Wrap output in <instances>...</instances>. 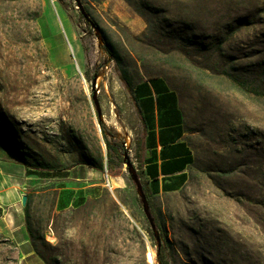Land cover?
Listing matches in <instances>:
<instances>
[{"label":"rangeland","instance_id":"rangeland-1","mask_svg":"<svg viewBox=\"0 0 264 264\" xmlns=\"http://www.w3.org/2000/svg\"><path fill=\"white\" fill-rule=\"evenodd\" d=\"M78 3L0 0V154L34 177L25 243L0 232V264H159V246L169 264H264V0ZM154 77L178 95L192 164L149 197L153 230L105 142L143 187L132 89ZM78 165L97 184L81 194L61 179Z\"/></svg>","mask_w":264,"mask_h":264},{"label":"crops","instance_id":"crops-1","mask_svg":"<svg viewBox=\"0 0 264 264\" xmlns=\"http://www.w3.org/2000/svg\"><path fill=\"white\" fill-rule=\"evenodd\" d=\"M132 97L141 126L137 148L143 188L151 196L177 193L192 164L178 95L162 78H152L137 82ZM89 176L94 172L78 165L61 179L66 189L81 194L97 185L88 184ZM32 183L33 175L26 176L22 165L0 154V232L17 245L25 243L20 204L25 187Z\"/></svg>","mask_w":264,"mask_h":264},{"label":"trees","instance_id":"trees-1","mask_svg":"<svg viewBox=\"0 0 264 264\" xmlns=\"http://www.w3.org/2000/svg\"><path fill=\"white\" fill-rule=\"evenodd\" d=\"M94 77H95V75H92L89 77L88 74H85L84 78L87 81L91 82ZM154 78H158V77H154ZM150 79H152V78H150ZM92 94H93V90H92ZM105 146H106L107 174L109 176H112V177L117 176L118 175V168H119L118 166L123 162L122 157L126 154V150L122 144H116V145L112 146L108 142H105ZM136 161L138 162V164L140 166L138 152L136 153ZM95 169L98 170L97 168H95ZM139 174H140V171H139ZM142 192L145 196V199L147 201L148 206L150 207L149 197H151V195L143 187H142ZM157 260H158L159 264H169V262L165 256L164 250L161 248V246H159V248L157 250Z\"/></svg>","mask_w":264,"mask_h":264},{"label":"water","instance_id":"water-1","mask_svg":"<svg viewBox=\"0 0 264 264\" xmlns=\"http://www.w3.org/2000/svg\"><path fill=\"white\" fill-rule=\"evenodd\" d=\"M75 1L78 3V0H75ZM78 6L80 7V4H79V3H78ZM80 11H81V14L83 15V17H84L85 19H87V17H86V15L84 14L83 10L81 9ZM96 81H97V77L95 76V77L93 78V80L91 81V89H92V90L96 89ZM92 100H93L94 105H95V108H96L97 117H98V119L100 120V112H99L98 103H97V100H96V95H95V93H93V95H92ZM123 157H124V160L127 161V162H126V165H127V167H128V171H129V174H130V176H131V179H132V181H133V183H134V185H135V187H136V190H137V192H138V194H139V197H140V200H141V205H142L143 211H144V213H145V216H146V218H147V220H148V222H149V224H150L151 229L154 230V223H153V220H152V218H151V216H150V213H149V210H148V204H147V201H146V199H145V196H144V194H143V192H142V186H141V184H140V182H139V179H138V177H137V174H136V173L134 172V170L132 169V165H131L130 162H129L128 155L125 154ZM26 200H27V197H26V196H22V198H21V206H22V207L25 206V204H26Z\"/></svg>","mask_w":264,"mask_h":264},{"label":"bare ground","instance_id":"bare-ground-1","mask_svg":"<svg viewBox=\"0 0 264 264\" xmlns=\"http://www.w3.org/2000/svg\"><path fill=\"white\" fill-rule=\"evenodd\" d=\"M5 8L8 9L9 11H12L13 9H15L17 12L20 11V5H19L18 1L16 2V4H13V3L9 2V3L5 6ZM100 80H101V79L98 77V78H97V81H96V88H97V89H98L99 86H100ZM130 144H131L130 136H126V138H125V147L128 148V147L130 146ZM151 254H153V253H151ZM153 256H154V255H153ZM147 257H148L149 259H151L152 256L149 254ZM152 258H154V257H152ZM150 261H151V260H150Z\"/></svg>","mask_w":264,"mask_h":264}]
</instances>
